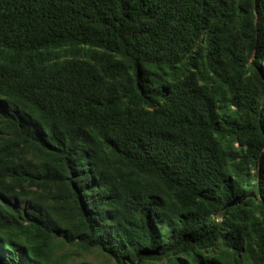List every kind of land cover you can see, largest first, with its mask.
Masks as SVG:
<instances>
[{
    "label": "trees",
    "instance_id": "obj_1",
    "mask_svg": "<svg viewBox=\"0 0 264 264\" xmlns=\"http://www.w3.org/2000/svg\"><path fill=\"white\" fill-rule=\"evenodd\" d=\"M66 246L264 264V0H0V264Z\"/></svg>",
    "mask_w": 264,
    "mask_h": 264
},
{
    "label": "rangeland",
    "instance_id": "obj_2",
    "mask_svg": "<svg viewBox=\"0 0 264 264\" xmlns=\"http://www.w3.org/2000/svg\"><path fill=\"white\" fill-rule=\"evenodd\" d=\"M57 256L66 262V264H79V263H91V264H113L102 257L97 251L81 254L76 248L64 247L60 249Z\"/></svg>",
    "mask_w": 264,
    "mask_h": 264
}]
</instances>
